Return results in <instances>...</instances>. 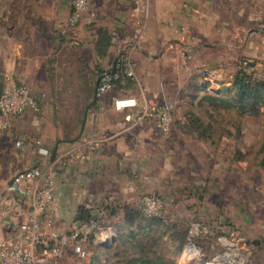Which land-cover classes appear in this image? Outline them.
I'll use <instances>...</instances> for the list:
<instances>
[{
    "label": "rangeland",
    "instance_id": "374dc122",
    "mask_svg": "<svg viewBox=\"0 0 264 264\" xmlns=\"http://www.w3.org/2000/svg\"><path fill=\"white\" fill-rule=\"evenodd\" d=\"M75 1L0 0L3 20L53 16L68 8L61 34L75 43L81 28L96 42V61L110 60L108 68L99 69L101 75L120 62L131 67V75L117 84L120 93H114L116 85L104 98H115L114 109L124 114L126 127L137 135L127 160L132 168L126 176H118V184L108 179L110 173L103 175L96 184L103 198L80 208L79 227L63 233L53 223V230L60 234L77 233L86 255L76 251L73 241L63 257L50 264H264V104L254 100L243 104L235 87L239 74L250 75L254 82L264 81V76L259 78L244 59L232 70L201 65L195 73L189 69L186 53L178 57L172 50L165 56L159 51L160 55L149 57L154 62L152 71L143 72L129 53V39L142 35V28L129 23L124 35L110 31L115 17L111 8L116 2L121 6L118 0H80L81 11ZM117 35L128 37V42L109 57ZM261 95L264 98V91ZM165 104L170 107L166 129L152 115ZM33 112L32 118L41 120L40 111ZM104 118L108 123L109 115ZM83 122L82 117L53 119L45 121L41 131L49 133L62 124L75 131ZM18 127V119L12 117L0 129L4 137L0 159L6 163L0 168L2 226L5 217L12 216L2 204L13 174L10 164L21 159L15 141L22 138L27 147L35 144L46 159L45 168L52 166L51 153L40 151L44 147L35 137V125L27 126L22 136ZM78 136L72 134L69 140ZM73 155L70 152L64 160H73ZM146 197L160 201L154 214L148 210ZM189 249H194V258L187 262Z\"/></svg>",
    "mask_w": 264,
    "mask_h": 264
},
{
    "label": "crops",
    "instance_id": "0c3cea01",
    "mask_svg": "<svg viewBox=\"0 0 264 264\" xmlns=\"http://www.w3.org/2000/svg\"><path fill=\"white\" fill-rule=\"evenodd\" d=\"M118 3L121 6L116 2L111 8L115 14L109 25L111 33L118 31L124 35V26L129 23L142 28V35L129 39V53L137 60L138 70L152 71L154 62L149 57L165 56L172 50L178 57L185 52L189 69L195 73L201 65L232 70L244 59L259 78L264 76V0H118ZM67 12L68 8L53 16L0 18V93L5 73H11L41 105L38 113L41 120L32 118L33 111L16 117L18 132L25 135L23 130L35 125V137L50 153L60 141L57 159L51 163L56 180L51 209L54 229L63 233L80 226L76 218H81V207L103 198L96 187L103 175L110 173L112 177L109 175L108 179L117 184L118 176H126L132 168L127 160L137 136L126 127L124 114L114 109V97L108 99L105 95L96 99L99 69L107 67L110 60L96 61V42L81 28L75 43L61 34ZM132 30L135 31L133 27ZM127 42L128 37L113 38L109 57L117 55ZM140 61L147 66L141 67ZM118 89L117 85L114 93H120ZM108 115L107 123L104 117ZM81 117L83 126L75 131L67 124L49 133L41 131L45 121ZM72 134L81 137L70 141ZM3 139L0 134V140ZM19 139L24 145H15V149L21 159L18 157L19 161L10 164L13 174L9 181L25 169L46 165L35 144L27 147L24 139ZM0 152L4 149L0 148ZM70 152L74 159L64 160ZM4 160L0 159V168L6 167ZM2 204L5 212L12 213L5 217V225L0 224V231L8 234L26 218L27 211L19 207L10 193H6Z\"/></svg>",
    "mask_w": 264,
    "mask_h": 264
},
{
    "label": "built area",
    "instance_id": "2783aa9c",
    "mask_svg": "<svg viewBox=\"0 0 264 264\" xmlns=\"http://www.w3.org/2000/svg\"><path fill=\"white\" fill-rule=\"evenodd\" d=\"M78 11L84 8L80 0L75 1ZM131 67L120 62L110 71H105L98 82L96 98L100 99L110 92L125 76L131 75ZM41 107L29 88L19 85L12 74L5 73L4 87L0 95V129L7 120L18 117L27 111H40ZM169 105H163L156 114L163 128L169 126ZM22 140L16 141L22 147ZM47 154L46 149H40ZM54 166L32 167L15 175V180L7 186L6 192L14 196L19 207L27 211L26 218L10 230L8 234L0 231V264H50L60 260L70 243L77 242L76 251L86 253L78 243L79 235L60 234L53 230L54 215L51 205L56 188ZM148 210L154 214L160 209L156 197L145 198Z\"/></svg>",
    "mask_w": 264,
    "mask_h": 264
},
{
    "label": "trees",
    "instance_id": "16d2710c",
    "mask_svg": "<svg viewBox=\"0 0 264 264\" xmlns=\"http://www.w3.org/2000/svg\"><path fill=\"white\" fill-rule=\"evenodd\" d=\"M235 87L241 97V102L245 104L249 100H254L255 103L264 104L262 92L264 91V81H253L250 75L246 73L239 74L235 81ZM207 98L214 99L212 95H207Z\"/></svg>",
    "mask_w": 264,
    "mask_h": 264
},
{
    "label": "water",
    "instance_id": "95a60500",
    "mask_svg": "<svg viewBox=\"0 0 264 264\" xmlns=\"http://www.w3.org/2000/svg\"><path fill=\"white\" fill-rule=\"evenodd\" d=\"M80 137H81V135L78 136V138H76V139H74V140H72V141H77V140L80 139ZM59 142H60V141H59ZM59 142L57 143L56 147L54 148L53 152L51 153V156H50V159H49V160H50L51 162H53V163H54V162L56 161V159H57ZM19 174H20V173H19ZM14 180H15V177H13V178L11 179V181L8 183V185H10ZM189 264H191V263H189Z\"/></svg>",
    "mask_w": 264,
    "mask_h": 264
},
{
    "label": "bare ground",
    "instance_id": "6f19581e",
    "mask_svg": "<svg viewBox=\"0 0 264 264\" xmlns=\"http://www.w3.org/2000/svg\"><path fill=\"white\" fill-rule=\"evenodd\" d=\"M194 258V249H189L188 253H187V257H186V261H192V259Z\"/></svg>",
    "mask_w": 264,
    "mask_h": 264
}]
</instances>
